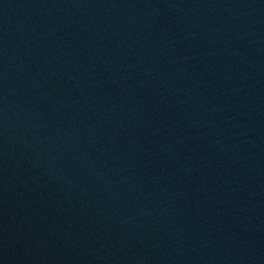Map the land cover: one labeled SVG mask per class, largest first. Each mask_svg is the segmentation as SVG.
I'll return each instance as SVG.
<instances>
[{
    "label": "water",
    "instance_id": "95a60500",
    "mask_svg": "<svg viewBox=\"0 0 264 264\" xmlns=\"http://www.w3.org/2000/svg\"><path fill=\"white\" fill-rule=\"evenodd\" d=\"M0 264H264V0H0Z\"/></svg>",
    "mask_w": 264,
    "mask_h": 264
}]
</instances>
